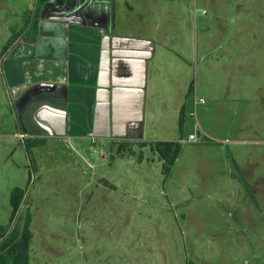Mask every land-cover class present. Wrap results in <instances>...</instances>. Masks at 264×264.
Wrapping results in <instances>:
<instances>
[{
    "label": "rangeland",
    "instance_id": "obj_1",
    "mask_svg": "<svg viewBox=\"0 0 264 264\" xmlns=\"http://www.w3.org/2000/svg\"><path fill=\"white\" fill-rule=\"evenodd\" d=\"M163 2L178 13L151 16L164 42L146 128L184 139L169 175L150 145L125 157L129 148L120 156L107 142L101 156L0 131V225L11 190L24 189L36 211L28 264H129L126 249L152 246L168 249L167 264L264 262V0ZM34 4L0 0V33ZM246 213L253 223L237 218Z\"/></svg>",
    "mask_w": 264,
    "mask_h": 264
},
{
    "label": "crops",
    "instance_id": "obj_2",
    "mask_svg": "<svg viewBox=\"0 0 264 264\" xmlns=\"http://www.w3.org/2000/svg\"><path fill=\"white\" fill-rule=\"evenodd\" d=\"M37 3L21 9V22L7 23V31L0 33L4 136L21 132L35 144L63 140L77 152L97 148L101 156L111 141L167 140L146 128L150 72L156 44L164 42L157 35L162 29L152 28L151 16L176 17L178 8L163 0H43L31 28L33 19L25 25L24 18L33 16ZM13 29L15 38L2 52ZM204 137L211 139L207 133ZM26 206L35 217L33 201ZM246 215L237 218L253 223ZM242 232L238 226L235 233ZM126 253L129 264L169 261L168 249L159 246L142 252L128 248ZM180 264L192 262L182 257Z\"/></svg>",
    "mask_w": 264,
    "mask_h": 264
},
{
    "label": "trees",
    "instance_id": "obj_3",
    "mask_svg": "<svg viewBox=\"0 0 264 264\" xmlns=\"http://www.w3.org/2000/svg\"><path fill=\"white\" fill-rule=\"evenodd\" d=\"M43 0H38L37 7L33 13V21L31 22V28H34L38 11ZM30 15L25 16L24 21H27L25 25L30 22ZM15 29L12 30V35L3 46L2 52L11 44L15 38ZM192 85L189 86L188 91H191ZM34 142V141H32ZM37 143V142H35ZM205 143H214L212 140H206ZM149 144L153 152H155L158 158L163 163V173L165 176L169 175L171 168L177 158L180 150L179 141L169 140H156L151 142H127V141H111L110 145L115 146L117 154L124 152L121 149L129 148L128 154L123 156H129L134 153L133 146L143 147ZM124 154V153H123ZM112 155V154H111ZM122 156V157H123ZM10 217L7 225H0V264H28L29 262V244L31 240V212L27 208L23 211L25 206V190L20 187H14L10 194ZM12 223V225H11Z\"/></svg>",
    "mask_w": 264,
    "mask_h": 264
},
{
    "label": "built area",
    "instance_id": "obj_4",
    "mask_svg": "<svg viewBox=\"0 0 264 264\" xmlns=\"http://www.w3.org/2000/svg\"><path fill=\"white\" fill-rule=\"evenodd\" d=\"M201 102H203V99L201 100ZM196 130H197V125L194 126V131H196ZM19 136H20V137H24L25 135L22 134V133H20ZM186 140L196 141V140H197V133H196V134H195V133H190V134L187 136V138L185 139V141H186ZM179 141L182 142V141H184V139H180Z\"/></svg>",
    "mask_w": 264,
    "mask_h": 264
}]
</instances>
